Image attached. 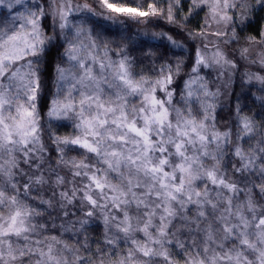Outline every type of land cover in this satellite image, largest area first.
Segmentation results:
<instances>
[{
    "label": "clouds",
    "instance_id": "obj_1",
    "mask_svg": "<svg viewBox=\"0 0 264 264\" xmlns=\"http://www.w3.org/2000/svg\"><path fill=\"white\" fill-rule=\"evenodd\" d=\"M0 264H264V0H0Z\"/></svg>",
    "mask_w": 264,
    "mask_h": 264
}]
</instances>
